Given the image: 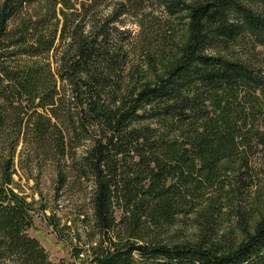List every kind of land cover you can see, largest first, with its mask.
Wrapping results in <instances>:
<instances>
[{"label": "trees", "instance_id": "trees-1", "mask_svg": "<svg viewBox=\"0 0 264 264\" xmlns=\"http://www.w3.org/2000/svg\"><path fill=\"white\" fill-rule=\"evenodd\" d=\"M23 126L92 185L82 264H264V0H0V264H55Z\"/></svg>", "mask_w": 264, "mask_h": 264}, {"label": "rangeland", "instance_id": "rangeland-1", "mask_svg": "<svg viewBox=\"0 0 264 264\" xmlns=\"http://www.w3.org/2000/svg\"><path fill=\"white\" fill-rule=\"evenodd\" d=\"M127 22V28H136L134 21ZM51 55L48 60L54 71L56 58ZM33 111L26 113L32 115ZM25 130L23 126L22 140L14 152L15 173L8 189L30 205L33 225L28 235L38 240L49 260L55 264H82L92 256L99 242L92 222V185L78 178L70 157L59 160L47 154L41 146L28 142V136L23 135ZM58 173L65 177L62 185L58 182ZM78 250H82L83 257L77 255Z\"/></svg>", "mask_w": 264, "mask_h": 264}]
</instances>
